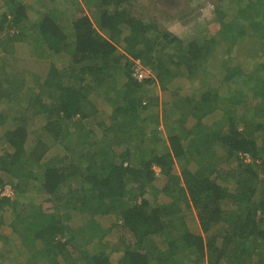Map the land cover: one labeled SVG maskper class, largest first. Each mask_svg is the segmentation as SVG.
Instances as JSON below:
<instances>
[{
    "label": "trees",
    "instance_id": "obj_1",
    "mask_svg": "<svg viewBox=\"0 0 264 264\" xmlns=\"http://www.w3.org/2000/svg\"><path fill=\"white\" fill-rule=\"evenodd\" d=\"M212 1L218 27L184 39L154 4L85 0V10L74 1L68 34L58 8L44 4L33 21L23 0H0L5 54L26 39L41 57L70 55L44 79L1 59L0 257L17 249L14 264H254L256 254L264 264V0ZM138 61L151 77L133 76ZM182 78L190 92L177 87ZM157 85L169 93L162 109L149 93ZM101 102L109 120L89 125ZM192 210L202 233L188 224ZM115 226L132 239L112 241Z\"/></svg>",
    "mask_w": 264,
    "mask_h": 264
},
{
    "label": "crops",
    "instance_id": "obj_2",
    "mask_svg": "<svg viewBox=\"0 0 264 264\" xmlns=\"http://www.w3.org/2000/svg\"><path fill=\"white\" fill-rule=\"evenodd\" d=\"M23 1L25 3H27L28 15L33 21L38 20L39 17H41V15L44 14V11L47 10L46 6L52 7L51 9H57L58 8L57 10L59 12H57V13H58V15L61 16V20L60 21L63 24L62 25L63 29H65V31L68 34L72 33V30H73L72 29L73 28L72 27V21H73V18L75 17V15H76V9H77V4H74V3L75 2L77 3V0H66V2H62V0H23ZM79 1L81 2L83 8L85 9V0H79ZM44 4L46 6H44ZM65 4H67V5H65ZM86 12L89 14L88 10ZM93 17H94L95 20L98 18L97 15L94 16V14H92V18ZM70 37L74 38L72 35H70ZM70 40H73V39H70ZM11 45H12V47L14 49L13 53H11V54H8V53L5 54V52L2 51L3 46H1V48H0V63H1V59L3 57L4 58L8 57L9 58V63H10L9 68H11V67L14 68V70H15L14 72L16 74L19 71V72H24V74L27 75V76H32V77L36 76V77H39L40 79H44V77L47 75V72H49L52 64H55L59 69H61V68H64L65 66H67L69 61H70V55H69V53L67 51L62 52V53H53V55H51L50 52H47V49H46L45 53H44L45 56L41 57L39 54L43 53V49L36 51V48H35L33 42H31L29 40H26V39L13 41ZM44 48H46V47L44 46ZM261 73L264 76V70ZM176 83H177L176 84L177 87H182L183 88V87L189 86L188 88H184L187 91L190 90V87L192 85V82L190 80L183 79V78L180 79V80H177ZM101 107L105 108V107H110V106L107 105L106 102H101V104H99V113H98V115L95 116L94 118H92V120L88 121L89 125L97 124L100 121H108L109 120L108 118L112 114L111 113L112 112V108L110 107V109H109V113L107 115L108 118H105L103 116V113H102L103 109ZM107 112H108V110H107ZM142 116L147 117L148 115H144V113H142ZM216 117H218V115ZM257 120H261V119H260V116L256 114V117L253 119V121H257ZM35 122H36V124H38L39 123V119H32L31 120V124H33ZM219 148L221 149V150H219L220 151L219 153L220 154L223 153L222 148L221 147H219ZM247 154L249 155V158L252 157L249 153H247ZM256 160H258V159H256ZM191 215H196V217H197V214H196V212L194 210L189 212L188 217L190 218ZM110 218H114V220H116L114 215H110ZM103 219L106 220L107 218L104 217ZM187 220H188V218H187ZM197 220H198V217H197ZM112 223L113 222L109 223V226ZM189 223L190 222L188 220V224ZM198 224L200 226L201 232H196V233H202V228H201V225L199 223V220H198ZM117 228H119V227L118 226L114 227V230L112 231V233L109 236V238L112 237L113 233L115 232V230H117ZM219 228H221V224H216V225H214L212 227V229H219ZM120 230H122V231H124L126 233V230L123 229L122 227H120ZM125 235L126 236L129 235L130 237L128 239H132L131 234H125ZM2 248L3 249H1V254H3V252L7 250V248L4 245H3ZM114 254H116V253H114ZM114 254L112 256V260L116 261L117 260L116 259V255H114ZM8 256H11V254H5L4 256L0 257V260L2 258L3 259L10 258ZM18 257H19L18 254H16V256L13 257V262ZM252 261H253L254 264H257L258 261H260V260H259V258L257 257L256 254H253ZM2 263H3V261L1 262V264ZM12 264H14V263H12ZM222 264H225V262H222Z\"/></svg>",
    "mask_w": 264,
    "mask_h": 264
},
{
    "label": "rangeland",
    "instance_id": "obj_3",
    "mask_svg": "<svg viewBox=\"0 0 264 264\" xmlns=\"http://www.w3.org/2000/svg\"><path fill=\"white\" fill-rule=\"evenodd\" d=\"M62 2H66V0H62ZM148 6H150V11H152V6L154 4V6L158 9V11L155 13L156 15V19L165 26V28H167L170 32L179 35L180 37L184 38V39H188L190 37H192L194 34H198V36H211L213 31L215 30V28L218 27V23L214 21L215 16L213 13V9H214V3L212 0H140V2H138V5H143L146 4ZM67 5V4H65ZM187 5L190 11V15L188 16H179L181 13L180 11H182L183 7ZM86 6V5H85ZM139 9V8H138ZM137 10V9H136ZM138 11V10H137ZM140 11V10H139ZM154 13V12H152ZM234 13H229V17H231ZM94 19V17H93ZM235 55V53H234ZM237 60L236 61H240V62H244L245 60V55H241V54H237L235 57ZM189 86L183 87L184 92H190L192 90V85L190 87V90L187 91L184 88H188ZM149 93L151 94H156L159 97V104L160 107L163 106L164 100L167 99V97L169 98V93H165L164 91H162L159 86H154L152 88H150ZM103 116L105 118H108L107 115L109 113V109L110 107H101ZM162 109V107H161ZM108 110V112H107ZM160 110V108H159ZM153 110L152 109H148L147 111H144V115H149L150 113H152ZM15 115V114H14ZM218 115V114H217ZM11 117L13 116L12 114L10 115ZM220 116L218 115L219 118ZM216 118H207V122L211 123L214 119ZM15 120H11V119H7L6 122L4 123L3 126L6 127L7 123H14ZM43 123V122H42ZM9 126V125H8ZM41 126V122L36 124L33 123L30 126V130L31 132H35V130ZM33 138V136H32ZM3 142L0 141V155L3 153ZM59 149L58 148H54L52 153H56L58 152ZM3 194V193H2ZM114 220V218L111 219H106L103 220V224L108 225L109 223H111ZM189 220V225L191 227V229L194 232H201L200 226L198 224V220L196 215H191L190 218L188 217ZM194 224V225H193ZM119 227V226H118ZM3 231L6 232V229L4 228ZM124 231L120 230V227L117 228V230H115V232L113 233L112 237L110 238L112 241H116L119 236H123V234H128L127 232L123 233ZM0 246H3L2 242H0ZM3 248H0V250ZM16 254H18V250H14L13 253L11 254V256H8L10 258L7 259H1L0 260V264L3 261L2 264H11L14 263L13 262V257L16 256ZM20 257V256H19ZM18 257V258H19Z\"/></svg>",
    "mask_w": 264,
    "mask_h": 264
},
{
    "label": "built area",
    "instance_id": "obj_4",
    "mask_svg": "<svg viewBox=\"0 0 264 264\" xmlns=\"http://www.w3.org/2000/svg\"><path fill=\"white\" fill-rule=\"evenodd\" d=\"M133 76L139 80V81H143L145 79H148L149 77L152 76V73L149 69L143 67L141 65V63L138 61L136 62L135 64V67H134V72H133ZM247 159L249 160V157L247 155ZM13 193V189H12V186L11 185H6L3 189V195H6V196H11Z\"/></svg>",
    "mask_w": 264,
    "mask_h": 264
},
{
    "label": "clouds",
    "instance_id": "obj_5",
    "mask_svg": "<svg viewBox=\"0 0 264 264\" xmlns=\"http://www.w3.org/2000/svg\"><path fill=\"white\" fill-rule=\"evenodd\" d=\"M138 1L140 2V0H134V3H136L137 2V4L135 5V9H137V10H139L140 8H141V6L140 5H138ZM139 8V9H138ZM86 9V8H85ZM90 14V13H89ZM8 19H11V16L9 15L8 16ZM12 27L9 29V31L10 32H12V33H15V32H17V30L15 29V27L13 26V25H11ZM0 48H1V42H0ZM26 102H24L23 104H25ZM146 102L144 101V104H145ZM10 107V105L8 106V108ZM15 112H17V111H15ZM20 111H18V113H19ZM15 114H17V113H15ZM9 119H11V120H15L14 119V116H10V118ZM249 157V156H248ZM155 169L156 170H159V167H157V166H155Z\"/></svg>",
    "mask_w": 264,
    "mask_h": 264
}]
</instances>
